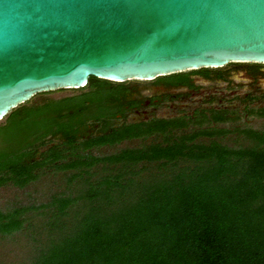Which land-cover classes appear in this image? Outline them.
Listing matches in <instances>:
<instances>
[{"label": "trees", "instance_id": "1", "mask_svg": "<svg viewBox=\"0 0 264 264\" xmlns=\"http://www.w3.org/2000/svg\"><path fill=\"white\" fill-rule=\"evenodd\" d=\"M122 89L90 78L83 93L7 115L0 187L23 189L46 171L63 172L68 187L39 206L0 211V236L43 210L46 240L30 264H264V146L150 144L94 155L170 125L115 126Z\"/></svg>", "mask_w": 264, "mask_h": 264}, {"label": "water", "instance_id": "2", "mask_svg": "<svg viewBox=\"0 0 264 264\" xmlns=\"http://www.w3.org/2000/svg\"><path fill=\"white\" fill-rule=\"evenodd\" d=\"M264 64V0H0V121L39 94Z\"/></svg>", "mask_w": 264, "mask_h": 264}, {"label": "flooded vegetation", "instance_id": "3", "mask_svg": "<svg viewBox=\"0 0 264 264\" xmlns=\"http://www.w3.org/2000/svg\"><path fill=\"white\" fill-rule=\"evenodd\" d=\"M143 82L148 84L111 82L114 87H124L116 101L121 111L115 126L159 121L170 125L164 131L153 130L149 135L92 149L94 155L127 143L136 146L121 150L150 144L230 149L264 146L255 137L264 134V64H229ZM92 133L98 135V127Z\"/></svg>", "mask_w": 264, "mask_h": 264}, {"label": "rangeland", "instance_id": "4", "mask_svg": "<svg viewBox=\"0 0 264 264\" xmlns=\"http://www.w3.org/2000/svg\"><path fill=\"white\" fill-rule=\"evenodd\" d=\"M137 83L141 85L148 84V82L143 81H137ZM85 91V88H83L78 90H59L43 93L32 98L30 102L36 104L47 99L57 100L77 95ZM4 120L5 119L0 121V125L4 124ZM135 146L136 143H127L119 147L104 148L100 151H96L95 154L99 156L109 155L118 152L124 147ZM101 169V165H98L94 171L98 172V175H100ZM95 177H97V175ZM65 179L66 175H64L63 172L46 171L45 175L40 176L37 181L29 184L23 189L16 188L11 184L2 186L0 187V211L5 212L14 206H39L42 203H46L49 201V196L51 194L62 191L65 187H68ZM42 211L43 210H37L26 213L25 217L28 220L24 224L23 231L13 234L11 237L0 236V264H30L35 255V246L44 243L46 240V230H44L46 217L41 215Z\"/></svg>", "mask_w": 264, "mask_h": 264}]
</instances>
